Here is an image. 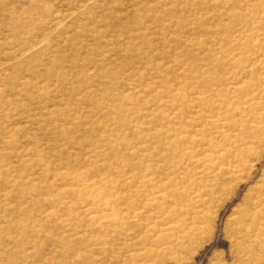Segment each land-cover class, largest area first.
Returning a JSON list of instances; mask_svg holds the SVG:
<instances>
[{"label":"rangeland","instance_id":"rangeland-1","mask_svg":"<svg viewBox=\"0 0 264 264\" xmlns=\"http://www.w3.org/2000/svg\"><path fill=\"white\" fill-rule=\"evenodd\" d=\"M0 264H264V0H0Z\"/></svg>","mask_w":264,"mask_h":264}]
</instances>
